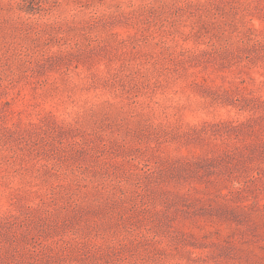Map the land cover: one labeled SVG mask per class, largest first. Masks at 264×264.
I'll return each instance as SVG.
<instances>
[{
  "label": "rangeland",
  "instance_id": "374dc122",
  "mask_svg": "<svg viewBox=\"0 0 264 264\" xmlns=\"http://www.w3.org/2000/svg\"><path fill=\"white\" fill-rule=\"evenodd\" d=\"M0 264H264V0H0Z\"/></svg>",
  "mask_w": 264,
  "mask_h": 264
}]
</instances>
